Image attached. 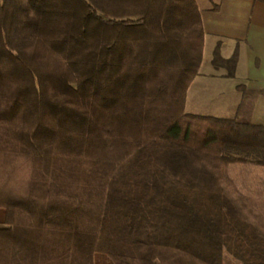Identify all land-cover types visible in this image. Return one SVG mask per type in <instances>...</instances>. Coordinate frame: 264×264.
<instances>
[{"label":"trees","instance_id":"16d2710c","mask_svg":"<svg viewBox=\"0 0 264 264\" xmlns=\"http://www.w3.org/2000/svg\"><path fill=\"white\" fill-rule=\"evenodd\" d=\"M204 44L197 0H0V264H264V124L186 111Z\"/></svg>","mask_w":264,"mask_h":264},{"label":"crops","instance_id":"0c3cea01","mask_svg":"<svg viewBox=\"0 0 264 264\" xmlns=\"http://www.w3.org/2000/svg\"><path fill=\"white\" fill-rule=\"evenodd\" d=\"M215 2L219 4L215 10L212 3L200 5L204 54L210 46L212 60L218 41L224 57L238 47L235 74L229 77L225 68L212 63L203 71L202 61L187 91L186 111L264 124V0Z\"/></svg>","mask_w":264,"mask_h":264},{"label":"rangeland","instance_id":"374dc122","mask_svg":"<svg viewBox=\"0 0 264 264\" xmlns=\"http://www.w3.org/2000/svg\"><path fill=\"white\" fill-rule=\"evenodd\" d=\"M199 4L202 6L204 4L211 3L210 0H197ZM216 1V0H215ZM211 49L210 46L206 50L204 57H203V68L202 70L205 71L207 68L211 67ZM224 264H241L238 260L234 259L229 253L225 252L224 254Z\"/></svg>","mask_w":264,"mask_h":264}]
</instances>
